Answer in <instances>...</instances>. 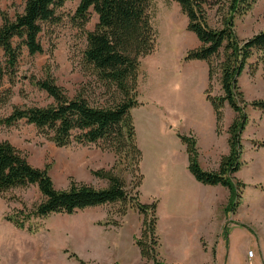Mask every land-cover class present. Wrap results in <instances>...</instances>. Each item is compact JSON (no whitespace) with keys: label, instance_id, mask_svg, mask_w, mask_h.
<instances>
[{"label":"rangeland","instance_id":"374dc122","mask_svg":"<svg viewBox=\"0 0 264 264\" xmlns=\"http://www.w3.org/2000/svg\"><path fill=\"white\" fill-rule=\"evenodd\" d=\"M25 1L0 0V26L1 12L14 18L23 12ZM80 1L68 2L58 10L56 24L43 26L42 54L23 49L16 85L6 81L0 90V118L14 107L53 103L31 83L33 77L44 79L47 71L71 97L84 93L93 105L104 104L106 88L84 58L87 34L96 30L99 19L91 10L89 23L80 29L74 21ZM217 9H209L213 28L222 27ZM151 16L156 47L141 59L138 100L144 105L133 110V119L142 151L139 199L143 204L158 203L155 259L141 255L137 241L143 238L145 216L130 205L125 214V205L117 203L73 215L33 217L29 224L35 233L16 228L6 216L24 207L29 214L42 199L37 186H31L0 197V264H264V148L259 146L264 141V113L250 106L264 99V57L256 53L250 60L257 65L255 72L248 67L239 79L249 123L241 137L242 168L231 177L236 191L211 189L189 172L187 146L178 135L193 138L202 169L216 172L230 154L235 113L227 105L218 125L205 94L213 85V95H222L219 77L210 80L206 62L185 60L200 42L188 31L181 7L173 0H152ZM235 29L243 41L264 31V0L238 18ZM7 89H12V97L3 105L2 92ZM2 141L11 142L34 167L47 169L58 190L72 183L104 188L107 182L94 172L115 170L125 176L130 192L137 191L131 164L102 145L58 147L23 121L10 128L0 125Z\"/></svg>","mask_w":264,"mask_h":264},{"label":"trees","instance_id":"16d2710c","mask_svg":"<svg viewBox=\"0 0 264 264\" xmlns=\"http://www.w3.org/2000/svg\"><path fill=\"white\" fill-rule=\"evenodd\" d=\"M73 0H26L22 13L11 18L1 12L0 26V90L5 82L16 85L19 60L23 49L30 55L44 52L40 41L45 24H56L58 10ZM188 18V31L196 35L200 46L189 51L186 61H202L209 66L210 80L218 76L222 95H213V85L206 91V100L211 103L221 124L224 109L228 105L235 113L230 126V154L222 159L216 172L204 171L199 164L196 141L179 134L187 146L189 171L197 182L206 186H222L236 191L231 177L242 168V134L249 116L239 79L250 67L255 72L257 65L250 60L256 53L264 57V31L243 41L236 33V21L250 14L258 0H173ZM152 0H81L74 21L83 29L90 21L93 10L99 19L96 30L87 34L84 58L95 77L107 93L104 104L93 105L84 93L71 97L60 86L50 71L44 79L31 78V83L53 99L48 106L14 107L12 112L0 118V125L7 128L25 122L36 128L58 147L78 145H102L113 151L121 162L131 164L134 194L128 189V181L115 170H99L94 175L105 180L107 186L72 183L67 190L56 189L47 169L34 167L22 152L9 141L0 142V197L14 189L37 186L42 199L32 212L27 208L16 210L6 220L20 230L35 233L29 222L31 218H47L54 214L73 215L79 211L121 203L137 209L145 216L143 238L137 241L143 259L153 261L157 253L158 203L143 204L139 199V187L143 182L140 173L142 151L137 143V131L132 110L141 106L138 97L141 59L153 53L157 33L151 16ZM218 7L221 12L220 28L210 25L209 9ZM260 60H263L260 59ZM251 65V66H250ZM12 89L2 92V103L7 105ZM1 102V101H0ZM264 113V99L250 104ZM264 148V141L259 144ZM130 173V165L127 166ZM121 172V171H120ZM153 250V251H152ZM81 264H85L81 262ZM154 264H158L156 261Z\"/></svg>","mask_w":264,"mask_h":264},{"label":"crops","instance_id":"0c3cea01","mask_svg":"<svg viewBox=\"0 0 264 264\" xmlns=\"http://www.w3.org/2000/svg\"><path fill=\"white\" fill-rule=\"evenodd\" d=\"M140 102V101H139ZM142 105L141 106H139V107H142L144 104L142 103V102H140ZM139 107H137V108H139ZM134 110V109H133ZM133 110H132V115H133ZM209 129V128H208ZM210 131H211V128H210ZM190 172V171H189ZM206 187H209V188H217V187H213V186H206Z\"/></svg>","mask_w":264,"mask_h":264}]
</instances>
